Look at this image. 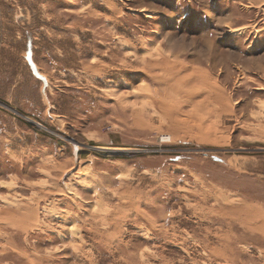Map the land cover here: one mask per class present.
<instances>
[{
	"label": "rangeland",
	"instance_id": "obj_1",
	"mask_svg": "<svg viewBox=\"0 0 264 264\" xmlns=\"http://www.w3.org/2000/svg\"><path fill=\"white\" fill-rule=\"evenodd\" d=\"M0 264H264V0H0Z\"/></svg>",
	"mask_w": 264,
	"mask_h": 264
}]
</instances>
